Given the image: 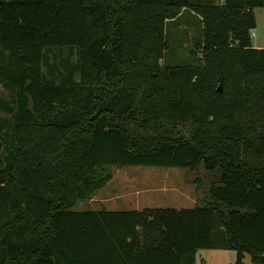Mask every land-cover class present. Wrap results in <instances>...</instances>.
Masks as SVG:
<instances>
[{"label": "trees", "instance_id": "16d2710c", "mask_svg": "<svg viewBox=\"0 0 264 264\" xmlns=\"http://www.w3.org/2000/svg\"><path fill=\"white\" fill-rule=\"evenodd\" d=\"M262 8L0 0V264H194L209 248L264 264ZM184 17L188 61L163 62L164 25ZM124 166L197 170L202 202L73 208Z\"/></svg>", "mask_w": 264, "mask_h": 264}, {"label": "rangeland", "instance_id": "374dc122", "mask_svg": "<svg viewBox=\"0 0 264 264\" xmlns=\"http://www.w3.org/2000/svg\"><path fill=\"white\" fill-rule=\"evenodd\" d=\"M254 27L249 30L252 45L264 47V8L254 9ZM189 17L180 22L167 21L163 35L166 38V60L174 64L188 61L186 49L192 25ZM66 50H62V56ZM74 60V56L71 57ZM8 92L0 85V98L7 99ZM7 113L0 111V118ZM197 170L182 168L124 166L110 167L109 179L90 199L79 201L75 210L123 209L134 206L168 207L174 209L191 208L202 202L192 182ZM200 173V172H198ZM241 264H252L248 254H243ZM194 264H235L234 252L227 249H198L195 251Z\"/></svg>", "mask_w": 264, "mask_h": 264}, {"label": "crops", "instance_id": "0c3cea01", "mask_svg": "<svg viewBox=\"0 0 264 264\" xmlns=\"http://www.w3.org/2000/svg\"><path fill=\"white\" fill-rule=\"evenodd\" d=\"M251 46L254 47V48H264V47H261V46H258V45H252V44H251ZM144 207H150V206L142 205V206H139V207L138 206H134L133 208H123V209L111 208V209H105V210H129V209L138 210V209H141V208H144Z\"/></svg>", "mask_w": 264, "mask_h": 264}, {"label": "water", "instance_id": "95a60500", "mask_svg": "<svg viewBox=\"0 0 264 264\" xmlns=\"http://www.w3.org/2000/svg\"><path fill=\"white\" fill-rule=\"evenodd\" d=\"M217 89L219 90V87Z\"/></svg>", "mask_w": 264, "mask_h": 264}]
</instances>
